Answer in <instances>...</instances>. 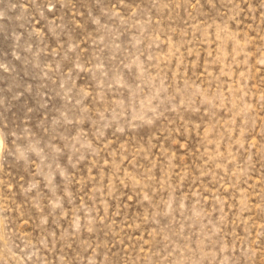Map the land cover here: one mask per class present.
Returning <instances> with one entry per match:
<instances>
[{
  "label": "rangeland",
  "instance_id": "obj_1",
  "mask_svg": "<svg viewBox=\"0 0 264 264\" xmlns=\"http://www.w3.org/2000/svg\"><path fill=\"white\" fill-rule=\"evenodd\" d=\"M0 264H264V0H0Z\"/></svg>",
  "mask_w": 264,
  "mask_h": 264
}]
</instances>
